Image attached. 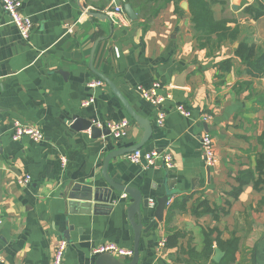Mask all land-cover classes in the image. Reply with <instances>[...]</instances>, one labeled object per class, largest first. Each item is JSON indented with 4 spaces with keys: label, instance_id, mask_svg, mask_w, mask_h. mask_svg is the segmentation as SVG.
<instances>
[{
    "label": "crops",
    "instance_id": "0c3cea01",
    "mask_svg": "<svg viewBox=\"0 0 264 264\" xmlns=\"http://www.w3.org/2000/svg\"><path fill=\"white\" fill-rule=\"evenodd\" d=\"M127 2L136 19L126 14ZM208 2L216 20L239 27L236 40L201 44L188 0L168 2L156 14L158 4L147 0H23L33 20L25 40L0 0V264H51L62 238L68 240L63 264H96L95 248L109 242L134 250L129 194L113 190L109 203L70 197L89 187L105 197L106 156L144 137L105 78L153 125L151 139L139 149L165 150L175 159L167 170L161 161L133 163L129 152L108 165L117 184L149 199L148 208L142 206L144 228L154 225L141 236L137 264H210L204 258L208 228L218 229L212 235L213 260L219 250L220 260L225 256L218 236L224 241L235 236L238 250L228 264H264V185L258 190L247 184L227 205L236 176L255 169L264 151V76L249 74L234 54L245 39L264 47V16L254 20L244 10L257 0ZM229 57L232 68L223 71L220 63ZM92 82L102 85L91 87ZM154 82L161 93L173 94L163 126L158 108L138 89ZM176 103L192 115L173 109ZM77 119L102 124L100 129L109 122L129 126L123 136L95 138L90 129L73 127ZM18 120L40 127L44 139L13 140ZM206 133L214 141L213 165L202 150ZM27 174L31 181L19 183ZM204 200L228 212L219 220L212 212L196 213ZM173 202L184 203L185 210L175 209L167 222ZM133 255L115 257L130 262Z\"/></svg>",
    "mask_w": 264,
    "mask_h": 264
},
{
    "label": "trees",
    "instance_id": "16d2710c",
    "mask_svg": "<svg viewBox=\"0 0 264 264\" xmlns=\"http://www.w3.org/2000/svg\"><path fill=\"white\" fill-rule=\"evenodd\" d=\"M148 3L158 4V8L155 9L153 14H156L168 2L179 3L181 0H147ZM190 12L192 14V21L195 25L196 37L201 44L212 42L217 40L219 42L227 39L236 40L239 27L232 28L228 25L227 20H216L213 16L211 3L208 0H188ZM245 12L250 15L254 20H258L264 16V3L261 0H257L254 4L248 5ZM204 46V45H203ZM235 56L240 59L241 63H244L248 68L249 74L254 77L264 76V47L258 46L256 43H251L247 39L240 42L239 46L235 49ZM233 58L229 57L223 59L220 63V67L223 71H230L232 68ZM261 139H264V131ZM238 185L235 186L230 192L227 193L228 200L227 205H231L234 199H237L243 192L244 187L247 184L252 183L256 189H261L264 185V151L260 152L256 161L255 169H248L242 171L236 176ZM202 210L196 213H214L215 219L219 220L221 215L226 214L228 211L226 208H220L219 206L212 207L207 200L202 201L200 204ZM175 209L185 210L184 203L173 202L168 210V216L166 221H170V217ZM218 231L217 228H208L205 230V247L204 258L206 261H210V264H228L230 261L235 260V253L238 250L239 239L233 236L231 239L224 241L219 236L217 238L218 246L225 251V256L220 261L212 259L214 248L212 235ZM219 234V232H218Z\"/></svg>",
    "mask_w": 264,
    "mask_h": 264
},
{
    "label": "built area",
    "instance_id": "2783aa9c",
    "mask_svg": "<svg viewBox=\"0 0 264 264\" xmlns=\"http://www.w3.org/2000/svg\"><path fill=\"white\" fill-rule=\"evenodd\" d=\"M5 12L11 19V22L15 24L18 29L19 34L25 39L28 40L31 36L33 29V20L31 16L24 13L23 11V0H1ZM116 10L120 12L122 7H117ZM102 85L101 82H92L91 87H96ZM161 84L159 82H154L151 88H144L139 86L138 89L141 92L142 96L145 97L153 106L158 108V123L163 126L164 120L167 114V108L165 107L169 102L173 101L172 92L161 93L160 92ZM93 98L87 100L86 103H91ZM173 109L177 110L184 116H191L192 111L188 109L183 103H176ZM97 126H102L98 124ZM129 126L128 121L121 122H109L106 124V128L110 129L111 135L115 137H120L126 134V130ZM102 128V127H101ZM105 128V127H104ZM24 136L31 137L34 141H40L44 139V133L42 129L38 126H32L21 122L20 120L16 121L14 125V131L12 138L15 141L21 140ZM202 150L207 164L213 165L215 162V152H214V141L210 134L206 133L202 136L201 140ZM127 158L136 164H143L147 166L149 164L161 161L167 170L172 169L175 166L174 156L165 150H145L137 149L129 154ZM62 164H66L67 160L65 157H61ZM31 181V175L27 174L24 177H20L19 183H29ZM3 223L2 217L0 216V225ZM165 240L160 242V245L163 246ZM68 248V240L62 238L55 249L51 264H63L65 259V254ZM96 255L111 253L116 256L121 257H131L134 253L132 249L125 248L120 246L117 243L109 242L102 244L95 248L94 250Z\"/></svg>",
    "mask_w": 264,
    "mask_h": 264
},
{
    "label": "water",
    "instance_id": "95a60500",
    "mask_svg": "<svg viewBox=\"0 0 264 264\" xmlns=\"http://www.w3.org/2000/svg\"><path fill=\"white\" fill-rule=\"evenodd\" d=\"M124 10H125L126 14L131 19L137 18L136 11H135V9L131 3L127 2L124 6ZM105 80L114 89L116 94H118V96L124 101L126 108L130 112V114L143 127L144 137L141 140V142H139L138 144L131 146L129 148L115 150L113 152H110L106 156L102 173H103V176H104L106 182L108 183L109 188L107 190L108 192L106 193L105 197L100 196V193H99L100 190H95V192H94L90 187L88 189L85 188V190H88L86 192H82V193L72 192L70 197L82 199L84 201L95 200L97 202L109 203L113 190L125 192V193L129 194L133 199L132 203H130V205L127 208L128 219H129V221H130V223L134 229V233H135V240H134V247H133L134 248L133 258L130 262H122L117 257H115V255H113L111 253H104V254H100L98 256L96 264H137L139 261V258H140L141 236L143 233H147L152 228V226L154 225V222H152L151 224H149L147 227L144 228L142 206L144 208H148L149 199L143 198L142 192L135 187H126L124 185L117 184L110 177V175L108 173V165L113 158H116L118 156H122L126 153L133 152L139 148H142L145 145V143L151 139V137L153 135V125H152L150 120L145 119V118H141L140 116H138L136 114V112L129 106L128 102H126L125 98H123V96L119 93V91L116 89V87L112 84V82L107 78H105ZM73 127L78 128L80 130L90 129L92 136L95 138H99L102 135H110V133H111L110 129H108V128L100 129L97 126L93 125V123L91 121L84 122L83 120H80V119H77L73 122ZM78 189L79 188H76V190H78ZM82 205L90 206V203L84 202V204H82ZM220 255H221V252L219 250L217 252L216 256L214 257V259L216 261H219Z\"/></svg>",
    "mask_w": 264,
    "mask_h": 264
},
{
    "label": "rangeland",
    "instance_id": "374dc122",
    "mask_svg": "<svg viewBox=\"0 0 264 264\" xmlns=\"http://www.w3.org/2000/svg\"><path fill=\"white\" fill-rule=\"evenodd\" d=\"M259 37H256V39H258Z\"/></svg>",
    "mask_w": 264,
    "mask_h": 264
}]
</instances>
